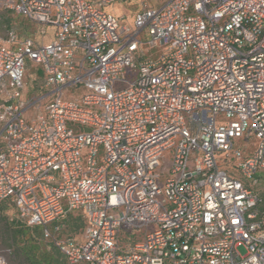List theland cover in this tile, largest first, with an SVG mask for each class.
Masks as SVG:
<instances>
[{
  "label": "built area",
  "instance_id": "built-area-1",
  "mask_svg": "<svg viewBox=\"0 0 264 264\" xmlns=\"http://www.w3.org/2000/svg\"><path fill=\"white\" fill-rule=\"evenodd\" d=\"M121 1L0 0L52 29L0 36V225L6 202L70 264H264V0L143 2L131 24ZM76 210L82 238H59Z\"/></svg>",
  "mask_w": 264,
  "mask_h": 264
},
{
  "label": "rangeland",
  "instance_id": "rangeland-1",
  "mask_svg": "<svg viewBox=\"0 0 264 264\" xmlns=\"http://www.w3.org/2000/svg\"><path fill=\"white\" fill-rule=\"evenodd\" d=\"M166 0H122L121 2H116L114 4H109L105 6L107 11L114 13L117 16H125L123 22L131 24L133 22L134 14L141 7L143 2H147L151 6H160ZM9 29H14L17 33H19L20 37H33L37 41L48 42L51 39L52 29H49L46 36H42L38 32V26L34 22L30 21L28 18L24 17L21 14H18L13 9H5L0 8V36L5 37L6 33ZM129 74L127 77L129 78ZM43 79L42 74V66L33 60H27V74L25 76V81L27 83V87L29 90V94L36 92L38 87ZM79 94L83 93L81 89H79ZM30 114V113H28ZM32 114V112H31ZM253 144V142H252ZM251 143H248L247 147L252 146ZM171 155V150H167L165 153V158L168 159ZM166 159L162 160V179L159 181V184L163 187L166 173L164 171L165 166L167 165ZM229 170L234 172L239 177H242L240 172L235 168V163L233 160H230L228 164L225 165ZM164 167V168H163ZM258 178L257 185L255 186V190L264 194V170L258 171L255 175ZM244 179V178H243ZM246 182H251L252 179H244ZM258 187V188H257ZM15 209L13 206L8 205L4 210L3 217L1 219L0 225V254L3 256L6 264H30L29 261L25 258L22 253V247L25 239H22L18 236H15L14 232L11 229L6 228L7 223H13L14 221L10 219L12 215H15ZM77 215V214H76ZM6 220L8 222H6ZM13 225V224H11ZM74 226V225H73ZM71 225L69 231L64 234H73L82 236V232L78 229H75ZM52 229V226L50 225ZM38 242H41L43 246L50 248V239L47 238H39ZM239 251L241 253H245L246 249L244 246L239 247Z\"/></svg>",
  "mask_w": 264,
  "mask_h": 264
},
{
  "label": "trees",
  "instance_id": "trees-1",
  "mask_svg": "<svg viewBox=\"0 0 264 264\" xmlns=\"http://www.w3.org/2000/svg\"><path fill=\"white\" fill-rule=\"evenodd\" d=\"M24 16V15H23ZM25 17V16H24ZM27 18V17H26ZM19 39L25 38L20 37L19 33H17ZM27 73V72H26ZM258 188V187H257ZM262 207H264V194L262 193ZM9 204L6 202L2 204V217L4 210ZM77 214V215H76ZM2 219V218H1ZM13 223H7L6 228L11 229L15 236H18L22 239H25L22 253L25 258L29 261L30 264H70L66 255L61 251V249L56 245L54 239L52 237L45 235V227L42 225H31L28 224L26 221L15 217L13 219ZM6 222H8L6 220ZM13 224V225H11ZM64 228L59 234V238L64 237H73L76 239H81L78 235L73 234H64L65 232L69 231L71 225L78 229L79 231L83 232L84 227L86 225V216L83 211L71 212L67 219L64 222ZM39 238H47L50 239V248L43 246L41 242H38ZM137 239V236L134 232L129 231L128 229L124 228L120 234V242L121 244H127L130 241Z\"/></svg>",
  "mask_w": 264,
  "mask_h": 264
},
{
  "label": "crops",
  "instance_id": "crops-1",
  "mask_svg": "<svg viewBox=\"0 0 264 264\" xmlns=\"http://www.w3.org/2000/svg\"><path fill=\"white\" fill-rule=\"evenodd\" d=\"M77 211H79V210H76V211H72V212L74 213V212H77ZM81 238H82V236H81Z\"/></svg>",
  "mask_w": 264,
  "mask_h": 264
}]
</instances>
